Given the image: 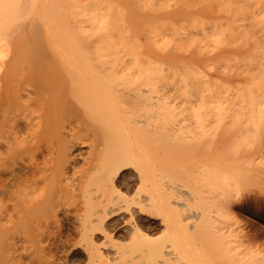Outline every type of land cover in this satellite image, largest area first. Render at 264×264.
<instances>
[{"label":"rangeland","instance_id":"374dc122","mask_svg":"<svg viewBox=\"0 0 264 264\" xmlns=\"http://www.w3.org/2000/svg\"><path fill=\"white\" fill-rule=\"evenodd\" d=\"M133 1L136 13L124 18L122 29L127 41L123 42L142 55H151L153 61V107L147 109L146 98L142 97L133 109V117L143 123L150 116L154 124L156 207L151 214L120 210L106 219L110 236L98 233L94 241L83 236L80 217L85 210L81 202L72 204L81 198L80 173L88 170V164L81 161L76 174L73 168L70 170V189L64 196L70 208L63 200L54 207L45 204L33 226L13 225L10 213L16 217L19 213L7 188L9 172L3 171L0 264H100L97 255L91 253L94 248L105 257L109 255L114 264H148L155 253L151 252V241L136 231V224L144 226L156 244L169 249L166 258L159 255L165 259L162 264H264V148L257 153L256 168L255 162L251 164L245 158L247 152L251 155L259 149L264 139V115L254 112L246 84L241 87V82L226 75L222 80L217 74L221 63L215 57L219 46L236 32L234 23L221 18V10L230 15L234 0ZM22 5L20 10H0V32L10 39L0 60L14 52L18 45L14 36L23 31L37 33L53 17L31 11V4ZM194 36L196 40L190 38ZM32 46L43 50L37 40ZM198 46L209 52V61L197 64L189 59ZM232 65L229 59L222 68L229 71ZM11 129L9 123L0 126V138ZM221 154L228 158L227 163L230 156L236 157L231 179L220 176L219 167L227 165L222 163ZM31 159L30 155L24 161L15 158L24 167ZM135 169H125L120 178L123 193L130 198L147 193ZM44 185L42 182L39 187ZM18 188L24 196L23 186ZM231 188L236 201L227 209L220 203V195ZM25 200L29 203V198ZM208 217L215 218L213 225L223 226L232 234L230 239L237 246L239 260L210 232L204 223Z\"/></svg>","mask_w":264,"mask_h":264},{"label":"bare ground","instance_id":"6f19581e","mask_svg":"<svg viewBox=\"0 0 264 264\" xmlns=\"http://www.w3.org/2000/svg\"><path fill=\"white\" fill-rule=\"evenodd\" d=\"M25 3L32 5L31 11L51 15L56 21L47 17L39 32L23 31L14 36L18 42L14 52L0 60V126H12L0 138V177L3 171L9 172L7 188L19 213L16 217L11 212L9 221L33 226L45 204L54 207L63 200L70 208L64 199L70 189V170L73 168L76 174L77 164L83 161L88 170L80 173L81 198L72 202H81L85 210L80 217L82 235L92 241L98 233L110 236L106 220L110 214L133 209L151 214L156 207L154 124L150 116L143 123L133 117V109L142 97L146 98L147 109L153 107V61L151 55H142L123 42L127 40L122 24L125 16L136 13L134 1L0 0V10H20ZM234 3L229 16L221 10V18L234 23L236 32L217 49L215 57L221 63L217 74L222 80L241 82V87L246 84L254 112L264 115V0ZM36 40L43 50L32 46ZM9 41V35L0 32L1 54ZM190 53L194 63L209 61L210 54L202 46ZM229 59L233 65L227 71L222 66H227ZM263 144L264 139L259 149L245 155L251 164L263 151ZM27 155L32 158L30 163L20 166L15 158L24 161ZM220 159L227 164L219 167L220 176L231 179L236 157L230 156L229 163L224 155ZM130 167L136 168L141 185L147 189L139 198H130L122 190L120 178ZM42 182L45 185L40 188ZM22 186L29 203L19 191ZM231 190L220 195L222 206L230 209L236 201ZM45 220L49 224L50 219ZM214 220L208 217L204 223L238 259L232 234L223 226L213 225ZM135 229L152 242L155 256L148 264H162L169 249L150 239L144 226L136 224ZM91 253L97 255L100 264H114L109 255L105 257L95 248ZM91 258L96 261L94 256Z\"/></svg>","mask_w":264,"mask_h":264}]
</instances>
